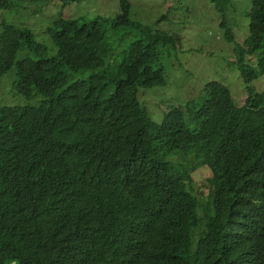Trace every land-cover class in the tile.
<instances>
[{"label": "trees", "instance_id": "obj_1", "mask_svg": "<svg viewBox=\"0 0 264 264\" xmlns=\"http://www.w3.org/2000/svg\"><path fill=\"white\" fill-rule=\"evenodd\" d=\"M210 1L247 98L212 81L159 101L160 121L140 92L165 85L162 58L181 38L130 19L128 0L113 17L57 19L50 45L4 20L0 77L14 74L20 101L0 104V264H264L247 217L264 205V0L245 47L228 25L234 0Z\"/></svg>", "mask_w": 264, "mask_h": 264}, {"label": "rangeland", "instance_id": "obj_2", "mask_svg": "<svg viewBox=\"0 0 264 264\" xmlns=\"http://www.w3.org/2000/svg\"><path fill=\"white\" fill-rule=\"evenodd\" d=\"M130 19L144 25H154L157 29L173 33L181 38L179 51L163 57L162 65L166 73L164 86L141 89L140 98L149 116L160 121L164 105L179 104L196 98L205 84L218 81L231 91L238 104L247 98L245 83L233 63L237 55L233 44L224 38L220 27L221 15L210 0H128ZM235 8L227 13L228 25L236 41L245 47L249 38V13L252 0H234ZM13 12L0 11V32L7 20L32 29L38 41L50 45L48 28L59 18L93 17L101 15L113 17L120 9L119 0H78L63 8L60 3L46 0H13ZM162 15L167 18L161 20ZM154 27V29H155ZM255 62V58H252ZM13 73L0 77V104H18L19 97L11 87ZM255 90L264 92V78L254 83ZM150 94V95H148ZM141 101V102H142ZM3 103V104H2ZM209 176L200 169L195 174L197 186Z\"/></svg>", "mask_w": 264, "mask_h": 264}, {"label": "clouds", "instance_id": "obj_3", "mask_svg": "<svg viewBox=\"0 0 264 264\" xmlns=\"http://www.w3.org/2000/svg\"><path fill=\"white\" fill-rule=\"evenodd\" d=\"M261 183L264 185V181ZM250 210H254V208H251ZM247 217L256 224L261 232L264 233V205L262 208H256L253 212L249 211Z\"/></svg>", "mask_w": 264, "mask_h": 264}]
</instances>
